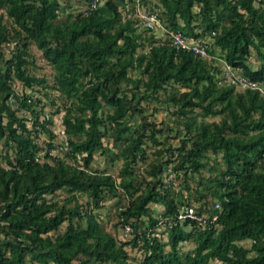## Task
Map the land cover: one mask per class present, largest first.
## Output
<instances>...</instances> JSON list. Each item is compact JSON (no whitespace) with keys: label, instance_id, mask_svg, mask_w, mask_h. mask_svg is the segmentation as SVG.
<instances>
[{"label":"trees","instance_id":"1","mask_svg":"<svg viewBox=\"0 0 264 264\" xmlns=\"http://www.w3.org/2000/svg\"><path fill=\"white\" fill-rule=\"evenodd\" d=\"M79 1L0 0V264H131L126 245L141 264H264V93L228 82L216 60L264 80V0H140L200 36L205 57L138 29L131 0ZM31 46L50 81L30 71ZM40 96L60 111L65 147ZM152 99L171 104L176 143L147 118L140 100ZM110 197L127 237L95 210ZM182 205L203 221L180 220Z\"/></svg>","mask_w":264,"mask_h":264},{"label":"rangeland","instance_id":"2","mask_svg":"<svg viewBox=\"0 0 264 264\" xmlns=\"http://www.w3.org/2000/svg\"><path fill=\"white\" fill-rule=\"evenodd\" d=\"M70 3H72V5L76 6V7H81L82 5L80 4L79 0H68ZM153 1V0H151ZM150 1V2H151ZM150 4V3H149ZM142 27L138 26V29H140ZM156 32V31H154ZM31 52L34 54V63L35 65L30 69V71L36 75H45L47 80L50 81L51 78V69L50 66L45 62L44 59H42L40 56H38V50L35 49L33 46H31ZM218 61L219 66H223L222 61H220L219 59H216ZM259 60L255 54V51L250 48L249 50V54L246 58V63L250 66V67H255L258 64ZM132 73V71H130ZM15 88H17L18 90H20L22 87L16 83ZM24 91H29V89L24 88ZM39 94V93H38ZM33 95H37L36 91H33ZM41 99H44L43 101H46L45 106H44V111H48V108H50V104L47 102V99L44 98L43 96H40ZM9 102H12V99H9ZM140 104L142 105V107L144 108L145 112H146V116L148 119H151L153 121L156 122L157 125H161L162 123H166L167 125L171 126V130L168 131H164L161 134V137L163 136V134H167L169 135L168 140H170L172 143H176L177 142V138L175 137H171V135L174 134L176 125L172 122V117H174L171 114V104L166 103L162 100H157V99H152V100H140ZM60 111L52 114L51 118H52V123L49 124L50 128L55 130V126L57 123V116L59 115ZM206 119H212V118H216V116H206ZM138 119V116L136 115V120ZM28 123V122H27ZM163 125V124H162ZM164 126V125H163ZM44 135L41 133L36 141L38 143V145L41 146L40 150L38 151V156L40 159V156L42 154V147L44 146L43 142L41 139H43ZM58 135L55 137L56 140H58ZM1 149V148H0ZM151 149V147L148 148V151ZM51 153H57L58 150L54 149V150H50ZM59 153V152H58ZM0 162L3 163V160L0 159ZM119 160H114L113 164H109L108 161H103L102 160V156L101 155H96L95 156V160L93 165L98 166V167H102V166H106L107 169L110 172H113L116 169V166L118 165ZM145 164V160H139L137 161L136 165H137V170L139 172L142 171V168ZM203 173H206L205 169H203L202 171ZM162 177L163 180L165 181H169V183H171V185L175 188L176 187V183L178 182V178H175L172 176V172H170V170L167 168L163 173H162ZM67 193L63 190V189H58L56 190V196L55 197H62L64 195H66ZM86 199V196L81 194L78 196V200L80 202H83ZM116 197H110L105 199L102 202V205L100 207H97L95 210L98 211L100 219L103 221V226L106 230L110 231L111 233H117V234H121L124 237H127V235H124V233L122 234V230L120 228L116 229L112 226V220H113V209H114V201H115ZM119 200H121V197L119 198ZM192 204H197L196 201H194ZM152 207L154 208V210L156 212H158L159 210H161V205L160 204H151ZM63 226V223L61 224V227ZM165 233L162 234V237L165 238ZM240 243L242 245L247 246L249 243L248 239H244L241 240ZM192 246V242L189 240H183L179 242V249L180 250H186L188 248H190ZM126 248L128 250V253L132 256L131 260V264H141L140 263V252L138 249L134 248V247H129L128 245H126ZM216 264H218L216 262Z\"/></svg>","mask_w":264,"mask_h":264},{"label":"built area","instance_id":"3","mask_svg":"<svg viewBox=\"0 0 264 264\" xmlns=\"http://www.w3.org/2000/svg\"><path fill=\"white\" fill-rule=\"evenodd\" d=\"M131 2L132 14L137 18V25L152 31L156 35L155 42H160L163 38H167L168 42L174 47L189 50L199 56H207L206 42L200 36L184 33L179 28L169 29L160 21L158 16L160 11L159 6L143 4L140 0H131ZM222 72L226 80L237 87L253 88L264 93V80L252 79L242 74L240 67L223 63ZM51 116L52 115H49L46 111L43 113L44 118H51ZM52 130L55 132L56 136L58 135V142L60 145L65 147L66 138L60 123L59 115L57 116L55 130ZM177 216L180 220L184 218H192L197 221H203L202 215L196 213L191 205H182L178 210Z\"/></svg>","mask_w":264,"mask_h":264}]
</instances>
